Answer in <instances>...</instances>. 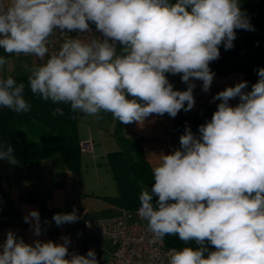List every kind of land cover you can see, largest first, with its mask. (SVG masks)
<instances>
[{
  "label": "clouds",
  "instance_id": "1",
  "mask_svg": "<svg viewBox=\"0 0 264 264\" xmlns=\"http://www.w3.org/2000/svg\"><path fill=\"white\" fill-rule=\"evenodd\" d=\"M90 23L101 36H87ZM237 29L255 31L240 0H0V50L36 58L21 62L27 85L0 76V106L27 113V88L73 113H111L123 125L153 114L175 118L194 108V80L210 91V64L221 45L234 47ZM55 33L69 38L50 53ZM6 64L0 55V69ZM168 74H179L186 90H175ZM257 75L251 91L238 81L213 96L211 119L199 135L185 127L180 147L159 155L151 190L139 195L138 215L153 237L184 245L167 253L168 264H264V68ZM0 160L16 163L12 145L0 143ZM78 219L75 208L52 217L57 226ZM24 220L41 235L37 210ZM61 239L26 243L9 230L0 264H99L93 250L69 253L70 238Z\"/></svg>",
  "mask_w": 264,
  "mask_h": 264
},
{
  "label": "crops",
  "instance_id": "2",
  "mask_svg": "<svg viewBox=\"0 0 264 264\" xmlns=\"http://www.w3.org/2000/svg\"><path fill=\"white\" fill-rule=\"evenodd\" d=\"M0 55L7 60L0 69V76L27 75L21 62L36 60L35 57L6 54L3 50ZM168 79L175 90H186L187 85L179 74H168ZM238 81H244L243 74L215 76L210 91L204 92L202 82L194 80L195 106L192 110H181L175 118L168 114H153L142 124H122L121 134L130 140L145 139L142 148L153 168L159 163L161 153L169 154L180 147L179 138L186 126L199 135L198 127L211 119L219 103L210 102L213 96ZM245 91L251 90L247 87ZM238 102L239 98H236L230 104L235 106ZM100 116V119L84 114L79 116L80 143L91 142L93 152L81 151V165L77 171L65 167L59 155L36 162L16 161L15 164L0 160V244L11 230L26 243L37 239L62 243L61 237L67 236L75 245L73 252L81 255L93 250L98 257L116 250L117 245L111 239L87 232L82 225L84 219L115 216L123 209L114 200L119 191L108 161V153L122 147L114 134L118 120L111 113L101 112ZM74 208L79 217L75 223L57 226L52 220L54 214L70 213ZM32 210L40 214L42 231L38 237L24 220Z\"/></svg>",
  "mask_w": 264,
  "mask_h": 264
},
{
  "label": "trees",
  "instance_id": "3",
  "mask_svg": "<svg viewBox=\"0 0 264 264\" xmlns=\"http://www.w3.org/2000/svg\"><path fill=\"white\" fill-rule=\"evenodd\" d=\"M175 3L176 0H170ZM255 30L264 34V0H240ZM234 47L225 50L220 46V58L211 62L215 76L241 73L251 90L258 80L257 70L264 68V47L257 43L251 31L236 30ZM27 85V75H11ZM6 77V76H4ZM25 99L30 104L27 113H15L0 106V143L12 145L16 161L36 162L59 155L65 167L79 170L81 165V143L78 133L80 113H73L66 104H55L44 100L26 88ZM62 109L61 115L57 109ZM122 124L118 121L114 134L122 147L108 153L119 194L115 197L123 208L140 206L139 195L145 188L151 190L154 178L152 168L145 157L142 143L144 138L130 140L121 134ZM158 197L153 196V203ZM168 247L182 248L176 236H165ZM195 247L194 244H192ZM210 250L214 248L209 245Z\"/></svg>",
  "mask_w": 264,
  "mask_h": 264
},
{
  "label": "built area",
  "instance_id": "4",
  "mask_svg": "<svg viewBox=\"0 0 264 264\" xmlns=\"http://www.w3.org/2000/svg\"><path fill=\"white\" fill-rule=\"evenodd\" d=\"M90 27L92 33H88L87 36H101L94 24L90 23ZM67 35L86 36L85 33L78 32H70ZM67 35L55 33L51 37L50 53L59 49L63 40L69 38ZM81 151L93 152V144L81 143ZM139 207L123 208L122 212L115 216L83 220L82 225L85 231L109 238L117 245L114 252L103 253L97 257L99 264H168L167 253L175 247H168L165 244V237L162 240H156L153 237L148 231L147 221L138 215ZM68 248L69 253L75 250L72 241Z\"/></svg>",
  "mask_w": 264,
  "mask_h": 264
},
{
  "label": "rangeland",
  "instance_id": "5",
  "mask_svg": "<svg viewBox=\"0 0 264 264\" xmlns=\"http://www.w3.org/2000/svg\"><path fill=\"white\" fill-rule=\"evenodd\" d=\"M253 38L257 43L264 47V34L260 33L259 31H251Z\"/></svg>",
  "mask_w": 264,
  "mask_h": 264
}]
</instances>
